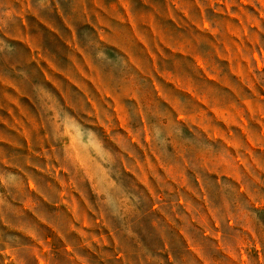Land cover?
<instances>
[{
	"label": "rangeland",
	"instance_id": "374dc122",
	"mask_svg": "<svg viewBox=\"0 0 264 264\" xmlns=\"http://www.w3.org/2000/svg\"><path fill=\"white\" fill-rule=\"evenodd\" d=\"M6 77L8 264H36L31 234L70 208L142 264H264V0H0Z\"/></svg>",
	"mask_w": 264,
	"mask_h": 264
},
{
	"label": "crops",
	"instance_id": "0c3cea01",
	"mask_svg": "<svg viewBox=\"0 0 264 264\" xmlns=\"http://www.w3.org/2000/svg\"><path fill=\"white\" fill-rule=\"evenodd\" d=\"M6 71L8 72L7 69ZM0 80V83L8 88V77L5 79L0 78ZM58 100H62L64 104L66 103L62 98H58ZM0 103H2L1 100ZM252 103L253 101L251 100L250 102H246V105L249 106ZM6 117L8 120V112H6ZM7 120L3 121L4 126L2 134H0V142L5 143L6 145H8V143L15 144L13 140H8V134L10 137H18L20 134L23 135L25 132L19 128H12L13 130H8ZM7 160L5 161V164H8ZM56 197L57 199L53 200V202L43 199L44 202L53 206L55 211L62 209L63 207L61 203L66 200L62 193H59ZM69 211L73 213L74 222L69 224L67 227L60 225H46V227L49 228L50 232L53 234L52 238L47 236L42 239L39 235L35 236L31 234V238L35 239L34 242H36V244L31 246L29 249L35 251L36 264H51V261H53L51 258L58 256L61 249L65 250L69 264H78V262L83 264H135L133 262L131 263V258L134 257L137 258L136 264H142V253H144L142 252V248H148L145 244H142L141 241H135L132 238V249L124 250L120 246L119 233L108 227L107 222L104 221L102 215H100V219L96 218L94 222H92L93 226H87V224H78L76 210H71L70 208ZM63 212L65 211L63 210ZM99 223L100 226H98ZM2 228L6 233H8V223L5 222ZM68 233H72L74 236L77 234L80 238L79 244L69 241L71 239L69 238V235H67ZM49 243H51L50 248L48 245ZM25 247L28 248V245ZM79 248H88V255L85 257L80 255L78 252ZM48 250H52V255H49V258H47L49 261L47 259H43V256H45V253ZM2 254L4 256L3 264H8V261L13 257V252L11 251L10 246H8V237L4 242L0 241V255Z\"/></svg>",
	"mask_w": 264,
	"mask_h": 264
}]
</instances>
